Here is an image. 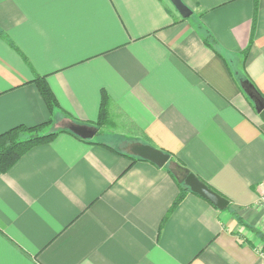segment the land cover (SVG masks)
<instances>
[{"label": "crops", "instance_id": "1", "mask_svg": "<svg viewBox=\"0 0 264 264\" xmlns=\"http://www.w3.org/2000/svg\"><path fill=\"white\" fill-rule=\"evenodd\" d=\"M182 1L196 18L166 0H0V133L101 136L60 131L0 171V264H264V122L234 76L264 98V0ZM139 143L169 160L137 159ZM177 165L228 206L174 204Z\"/></svg>", "mask_w": 264, "mask_h": 264}, {"label": "trees", "instance_id": "2", "mask_svg": "<svg viewBox=\"0 0 264 264\" xmlns=\"http://www.w3.org/2000/svg\"><path fill=\"white\" fill-rule=\"evenodd\" d=\"M205 45L209 46L211 49H213L216 54L219 55V57H222V50L219 48L218 45H216V42L212 37L207 34L204 38ZM235 82L237 85L242 89V84L244 86L251 85L252 89L258 94V91L256 90L255 86L252 82H250V79L247 77V75L242 71H235ZM38 91L40 92L42 98L44 99V103H46L48 110L52 111L55 107H57V103L55 102L56 99L54 98L52 92L49 90L48 85L46 84V81L42 77H37L34 80ZM245 95V94H243ZM259 95V94H258ZM246 96V95H245ZM261 96V95H260ZM247 97V96H246ZM107 96L102 93L101 100H100V109H99V115L95 123V127L99 128L102 126H105L109 122V115H108V101ZM250 100V99H249ZM251 102V101H250ZM252 103V102H251ZM253 104V103H252ZM60 131H65L77 138L74 133L69 131L68 129H55L52 127L51 120H48L46 122L34 125V126H25V125H18L14 126L10 129H6V131L0 133V171L4 172L9 167H11L26 151H28L30 148L37 144L48 142L49 140H52L53 137ZM80 140V139H79ZM88 141V140H86ZM166 153V152H165ZM168 154V153H167ZM170 156V155H169ZM137 159H141L137 157ZM185 171V172H184ZM187 173L188 171L184 170L183 167H180L177 165L171 171V175H174L177 177L178 174ZM180 191L176 198L174 199V204L178 203L180 199H182L186 192H191L189 188L185 187L182 182L179 184ZM207 186V185H206ZM210 189L214 190L210 186H208ZM217 192L216 190H214ZM218 193V192H217ZM220 194V193H218ZM234 216L238 218V222L241 223V219L234 213ZM243 223V222H242ZM244 225L248 226L252 231H255L256 233H259L255 229H252V227H249L246 223H243ZM261 238L264 240V235H261Z\"/></svg>", "mask_w": 264, "mask_h": 264}, {"label": "water", "instance_id": "3", "mask_svg": "<svg viewBox=\"0 0 264 264\" xmlns=\"http://www.w3.org/2000/svg\"><path fill=\"white\" fill-rule=\"evenodd\" d=\"M173 8H175L181 17L186 18L191 15V10L184 4L182 0H169ZM245 95L253 102V107L257 112L259 119L264 122V99L256 94L251 85L243 86ZM69 131L74 133L79 139H91L95 135V130L87 125L73 124L67 127ZM132 153L141 158L147 160L150 163L157 165L158 167L164 166L169 160V154L157 149L149 144L139 143L133 145L131 149ZM181 182L189 190L206 199L219 210H223L228 206V200L222 198V195L218 194L214 190L210 189L204 182H202L196 175L187 172L182 174Z\"/></svg>", "mask_w": 264, "mask_h": 264}, {"label": "built area", "instance_id": "4", "mask_svg": "<svg viewBox=\"0 0 264 264\" xmlns=\"http://www.w3.org/2000/svg\"><path fill=\"white\" fill-rule=\"evenodd\" d=\"M257 188H258V195L256 196L257 202L264 209V182L258 183Z\"/></svg>", "mask_w": 264, "mask_h": 264}, {"label": "rangeland", "instance_id": "5", "mask_svg": "<svg viewBox=\"0 0 264 264\" xmlns=\"http://www.w3.org/2000/svg\"><path fill=\"white\" fill-rule=\"evenodd\" d=\"M166 3H167V5L169 6V8H173V6H172V4L170 3V1L169 0H166ZM174 10H175V8H173ZM176 11V10H175ZM176 14H178V12L176 11ZM179 15V14H178ZM194 18H196V15L193 13V15H191L190 16V19H194ZM189 19V20H190ZM243 84H242V88H243ZM243 91H244V89H243ZM244 94H245V91H244ZM264 99V98H263ZM106 127H108V126H106ZM95 140H101L100 138H101V136L100 135H97V136H94L93 137ZM177 177H179V176H177ZM182 177V176H181Z\"/></svg>", "mask_w": 264, "mask_h": 264}]
</instances>
